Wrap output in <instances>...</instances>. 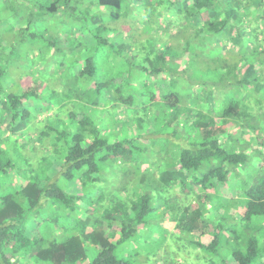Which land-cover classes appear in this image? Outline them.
<instances>
[{
	"label": "trees",
	"instance_id": "trees-1",
	"mask_svg": "<svg viewBox=\"0 0 264 264\" xmlns=\"http://www.w3.org/2000/svg\"><path fill=\"white\" fill-rule=\"evenodd\" d=\"M27 9L0 36V264H133L155 227L198 252L186 264H264V0H42L40 34ZM133 11L153 23L130 35ZM169 17L179 52L156 42ZM132 48L136 94L105 73Z\"/></svg>",
	"mask_w": 264,
	"mask_h": 264
},
{
	"label": "rangeland",
	"instance_id": "rangeland-1",
	"mask_svg": "<svg viewBox=\"0 0 264 264\" xmlns=\"http://www.w3.org/2000/svg\"><path fill=\"white\" fill-rule=\"evenodd\" d=\"M41 2L42 0H0V26H2V28L0 29V36H2L6 31H4L5 29L3 28H10L11 26L14 25V21H12L13 19H15L16 17L20 16V17H25V15H23L24 13V8H28L30 9L29 12L31 10H33V17L34 19L32 20V25L34 26V29H31L30 31L35 32L36 34H40L39 30H35L37 27H40L39 24H41V22L37 21L38 18L40 17V8H41ZM19 8V11L17 14H15V11L12 10V8ZM22 9V10H21ZM27 9V10H28ZM142 10V9H141ZM157 17L162 19L165 17L163 16L162 11H160L159 9H157ZM127 23L126 26L132 27L134 28V23H137L136 28L138 27V23L140 24L144 19H147V23L145 25H149V23H153L152 21L149 20V17L141 14V13H137V12H132L130 16L123 18L122 22ZM167 19V18H165ZM252 19V18H251ZM19 20H22L19 19ZM135 21V22H134ZM120 22V21H118ZM48 25L47 28H49L51 31H54L56 29L61 30L63 27V25L59 24L58 21L54 20V19H49L47 21ZM144 24V22H143ZM154 27H157L158 21L154 22ZM247 26L250 32L253 33L252 28L253 25L247 21ZM144 25V26H145ZM166 27H165V35H155V37H164V39L162 41H156L158 43V45L162 44L163 42H165V40H170V44H174V48H172V50H176V51H181L183 50V46H178L180 43H182L183 38H186L188 36V26L186 25V23L182 22L179 18H176L175 20L169 17L167 22H166ZM19 26L24 27L27 25L24 24H20ZM56 26V27H55ZM123 26V23H122ZM187 26V27H186ZM13 28V27H12ZM46 28V29H47ZM68 28L65 26V30H67ZM140 28L134 29L130 31V35H133L138 33V30ZM29 31V32H30ZM42 32V31H41ZM142 32V31H141ZM157 33V32H155ZM28 35L26 34V37ZM154 36V35H153ZM131 37V36H130ZM122 37H118L117 40H121ZM132 39V38H131ZM131 39H128V42L131 43L132 47L134 46V40L132 41ZM158 39V38H156ZM49 39L47 38V40L43 41L41 38L37 39L36 41V48H38V52L36 51H32L31 53H33V56L37 57L36 59H34L33 63L31 64V67L29 69L28 72L30 71H35L38 72V65L39 62H36L37 59H39V57L41 56L40 54V48L42 49V45L46 44V41H48ZM114 38H112V42H113ZM140 51H138L136 48H132V50H130L127 54L129 55H133L132 58H129L127 56V54H124L125 60L122 61V63L119 66V70H117L116 68H107V71L105 72L107 75H121L120 77H116V78H127L130 79L128 76H132L133 79H130L132 82H134L133 85L134 86V93L136 94V91L143 89V85L144 83H151L150 81L146 80L147 77L144 75V72H138L135 68H138V66H142L144 62H142L143 60V56L142 54L139 53ZM67 58V57H66ZM129 58V61H127ZM40 59L42 60L43 58L40 57ZM64 57L59 56L57 57V61L59 60V64L60 66L64 69V67H68L69 65V60H63ZM54 60L53 58L51 59V61ZM142 64V65H141ZM264 65V64H263ZM52 66V65H51ZM77 67V66H76ZM135 67V68H134ZM264 68V67H263ZM23 70V68H22ZM124 78V79H125ZM24 82V81H23ZM22 82V83H23ZM142 82V84H141ZM126 88V87H125ZM127 89V88H126ZM215 93L219 92V89H214ZM127 93V92H126ZM164 123V122H163ZM263 123L260 122V126ZM163 126V124L161 125ZM166 131V130H165ZM165 131H161V133H164ZM156 138L154 139L156 141V139H161V143L162 145H164V140H165V135H160L158 133L157 130H155ZM153 134V135H154ZM253 133H251L250 135H252ZM235 137L236 142H239L241 145H244L246 143V141H251L249 138V134L241 131H234L233 132V138ZM221 142L223 144L229 142L228 138H220ZM235 140H233V142H235ZM157 142V141H156ZM178 146L181 145V142L177 144ZM236 145L235 143H231V145L228 144L229 148H234ZM164 147V146H163ZM157 153V152H156ZM154 154V153H153ZM156 156H158L156 154ZM235 208H231L230 212L234 211ZM30 226H35V223L33 222ZM165 229V228H164ZM167 229V228H166ZM158 227H155L152 230H146L143 234L139 235L136 237V240L134 239V241L132 240V242H130V244L128 243L126 246L129 247V252L127 255H129L130 250L131 253H134V261L133 264H186L187 262H197L198 261V252H194V249L190 250V244L189 242H186V239L182 238L180 236V233L177 232H160L157 231ZM175 243V247L176 249H171L169 250L168 245L171 246V243ZM173 248V246H171ZM170 247V248H171ZM168 249V250H167ZM192 251V252H191ZM120 256H123L122 253L120 252Z\"/></svg>",
	"mask_w": 264,
	"mask_h": 264
}]
</instances>
